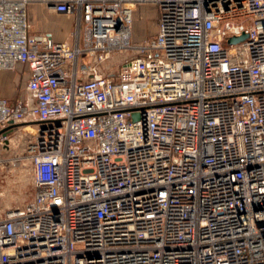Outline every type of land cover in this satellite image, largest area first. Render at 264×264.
<instances>
[{
  "label": "built area",
  "instance_id": "built-area-1",
  "mask_svg": "<svg viewBox=\"0 0 264 264\" xmlns=\"http://www.w3.org/2000/svg\"><path fill=\"white\" fill-rule=\"evenodd\" d=\"M33 4L74 18L69 42ZM141 5L156 33L133 44ZM19 66L0 149L30 134L33 197L0 216V264H264V0H0Z\"/></svg>",
  "mask_w": 264,
  "mask_h": 264
},
{
  "label": "rangeland",
  "instance_id": "rangeland-1",
  "mask_svg": "<svg viewBox=\"0 0 264 264\" xmlns=\"http://www.w3.org/2000/svg\"><path fill=\"white\" fill-rule=\"evenodd\" d=\"M152 9V11L150 9ZM157 12L153 6L136 7L133 17L132 43L138 44L156 33ZM132 56L131 53L116 54L109 65L110 70H117L121 61ZM23 82L20 81L16 92L9 100L25 95ZM28 129V128H27ZM31 138L22 129L9 136V150L0 149V216L8 210L28 204L33 197L32 168L23 151L25 143Z\"/></svg>",
  "mask_w": 264,
  "mask_h": 264
},
{
  "label": "crops",
  "instance_id": "crops-1",
  "mask_svg": "<svg viewBox=\"0 0 264 264\" xmlns=\"http://www.w3.org/2000/svg\"><path fill=\"white\" fill-rule=\"evenodd\" d=\"M149 6H153L157 12L154 5ZM150 10L152 11V9ZM28 21L33 32L49 34L59 42H69L70 33L74 29V18L72 16L55 14L53 11L37 4L30 5L28 8ZM27 78L28 74L20 66L15 71H1L0 97L11 98L15 94L20 81L23 82L21 88L25 87Z\"/></svg>",
  "mask_w": 264,
  "mask_h": 264
},
{
  "label": "water",
  "instance_id": "water-1",
  "mask_svg": "<svg viewBox=\"0 0 264 264\" xmlns=\"http://www.w3.org/2000/svg\"><path fill=\"white\" fill-rule=\"evenodd\" d=\"M245 39V36H241V37H239V38H232V39H230V43L231 44H236V43H238V42H240V41H243Z\"/></svg>",
  "mask_w": 264,
  "mask_h": 264
},
{
  "label": "bare ground",
  "instance_id": "bare-ground-1",
  "mask_svg": "<svg viewBox=\"0 0 264 264\" xmlns=\"http://www.w3.org/2000/svg\"><path fill=\"white\" fill-rule=\"evenodd\" d=\"M27 130V128H25Z\"/></svg>",
  "mask_w": 264,
  "mask_h": 264
}]
</instances>
